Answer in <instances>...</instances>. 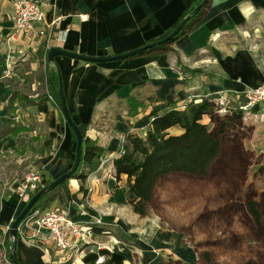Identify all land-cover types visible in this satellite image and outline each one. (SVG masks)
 <instances>
[{"label": "crops", "instance_id": "crops-1", "mask_svg": "<svg viewBox=\"0 0 264 264\" xmlns=\"http://www.w3.org/2000/svg\"><path fill=\"white\" fill-rule=\"evenodd\" d=\"M15 1L0 0V121L3 123L8 118L7 84L15 78L21 79L20 65L29 66L24 68L23 75L30 77L38 69L40 54L48 51L44 39L35 33L10 40ZM41 1L45 4V22L37 29L56 22V32L68 30L67 41L52 47L88 57H110L141 47L164 34L178 22L192 0ZM173 48L185 66L202 74L184 80L175 57L168 54L151 53L106 64H88L64 56L55 60L73 120L84 138L96 141L105 150L101 162L108 160L84 183L69 180L62 187L61 198L55 200L84 226L101 221L89 244L96 239L103 241L108 235L114 242V250L128 251L114 233L129 244L132 243L129 237H137L141 250L156 244L154 238L159 231L155 224L151 227L126 202L127 177L121 175L116 179L113 170L109 174L114 156L126 135L144 137L149 126L148 115L162 107L175 105L181 109L191 100H215L222 95L233 107L245 102L242 93L259 87L264 80V0H210L191 32L175 42ZM34 56L38 58L26 63ZM127 97L160 101L146 102L135 116L128 117ZM25 111L24 114L36 115L46 126L44 145L52 149L49 155L39 158L37 167L57 179L70 170L75 160L76 143L71 129L52 102L30 106ZM262 115L264 104L257 103L250 109L248 119L256 121ZM167 132L179 135L182 130L172 127ZM55 201L49 208L57 206ZM25 205L26 201L16 194L2 200L0 228L3 231L10 229ZM138 229H141L139 235ZM87 244L80 243L71 250L72 254L78 257L80 247ZM16 249L20 264L56 261L53 248L46 251L44 246L27 243L22 233H18ZM83 254L81 259L77 258L79 264H89L101 256L93 250ZM4 258L5 264H12L6 254Z\"/></svg>", "mask_w": 264, "mask_h": 264}, {"label": "rangeland", "instance_id": "rangeland-1", "mask_svg": "<svg viewBox=\"0 0 264 264\" xmlns=\"http://www.w3.org/2000/svg\"><path fill=\"white\" fill-rule=\"evenodd\" d=\"M37 58L34 56L26 63L31 64ZM38 60V69L30 75V81L24 82L21 78L24 68L29 69V66L20 65L18 76L21 79L15 78L9 84L33 97L46 93L45 83L41 80L44 58ZM141 101H145V106L146 102H151L148 99ZM24 112L25 109H19L10 120L28 125L32 114ZM210 129L213 130L211 125ZM37 131L43 133L39 127ZM27 142L28 139H22L15 152L13 139L0 140V152L4 151L0 153V203L14 195L12 189L25 176L40 173L39 157L32 151L21 154ZM33 145L37 146V142ZM155 189L149 215L144 217L146 223L151 227L154 223L159 231L154 238L155 245L141 250L137 237H129L132 242L129 244L114 233L128 251L114 250V242L106 235L103 241L96 239L95 243L80 247L78 257L69 251L61 264H79L77 258L81 259L84 250L83 255L89 250L101 255L89 264H206L200 260L203 253L220 264H245L248 261L264 264V122L260 119L252 121L247 117L244 120L243 115L242 120L223 136L219 155L206 176L168 175L157 181ZM249 201L257 207L260 226L247 209ZM54 205H58V201ZM138 230L137 235L141 234V229ZM7 233H0V264L6 263L3 247L8 240ZM119 243L117 245L123 248ZM54 259L59 260V257Z\"/></svg>", "mask_w": 264, "mask_h": 264}, {"label": "trees", "instance_id": "trees-1", "mask_svg": "<svg viewBox=\"0 0 264 264\" xmlns=\"http://www.w3.org/2000/svg\"><path fill=\"white\" fill-rule=\"evenodd\" d=\"M209 1L210 0H208L207 4L203 6L197 14L189 18L183 28L171 39V41L155 46L131 58L151 53L168 54L175 57L176 65L180 72H182L184 80L201 75L202 73L198 69H191L183 64L179 53L173 48V44L191 32L195 23L198 22L206 11ZM201 2L202 0H192L183 12L181 18L173 27L161 36L150 40L142 46L165 38L184 18L188 17ZM50 50L45 54H40V57L45 59L44 75L41 80L45 83L46 93L33 97L25 95L21 93L20 90H16L10 84H7L10 93L7 100V119L9 121L7 120V122L4 123L0 121V140L5 138L13 139L15 144L12 149L17 152V144L21 142L22 139H28V142L23 146V150L21 151L22 155L26 154L28 151H32L34 155L42 158L52 152L50 147L44 145L47 128L38 120L36 115L30 116L28 125L17 122L14 119L10 120L11 115H15L21 108L27 109L30 106L52 102L57 108L62 120L66 122L61 111V72L56 61L50 62L48 60ZM21 78L24 82L30 81L29 76L22 75ZM148 100L151 102L160 101L157 98ZM125 103L128 107V117L135 116L138 109L145 106V101H138L133 97H127ZM239 106L233 107L228 104L225 108L226 112L222 113L219 112L221 107L216 100L206 98H202L199 102L191 100L185 103L181 109L175 105H167L148 115L149 126L144 137L137 134H128L124 137L122 145L123 152L121 156L113 161V173L116 179H119L121 175L127 177L126 202L135 214L140 217H147L149 215L156 190V183L160 178L168 175H188L201 178L208 174L212 163L217 159L221 150L223 136L243 118V112L239 110ZM205 118L208 119L206 123L203 122ZM210 125L213 127V130L210 129ZM38 127L43 133H38ZM172 127H179L182 133L179 135H170L167 131ZM71 132L73 141L76 143V135L72 129ZM34 142H37V146L33 145ZM0 153H4V151ZM104 153L105 150L100 147L96 141L85 138L83 141L81 164L72 179L80 180L84 183L88 177L98 169ZM40 173L41 181L38 184L39 190L36 193L55 180V178L49 177L43 171H40ZM68 181L69 180L65 181L60 187L48 191L36 203L28 215L38 209H49L53 201L61 198L62 187L65 186ZM81 190H84V186L81 187ZM12 192L14 193L13 189ZM36 193H29L28 200ZM246 206L255 223L260 226V214L256 205L252 201H249L246 203ZM97 226H99L98 223L89 227H91L93 232H97ZM2 232L3 230L0 228V233ZM7 234L8 240L3 248L7 260L11 262L10 254L15 243L10 237V229ZM117 237L120 239L119 236ZM17 260L19 261L18 257ZM200 260L204 263L206 262V264H220L210 260L209 255L206 253L201 255ZM245 264L258 263L248 261Z\"/></svg>", "mask_w": 264, "mask_h": 264}, {"label": "built area", "instance_id": "built-area-1", "mask_svg": "<svg viewBox=\"0 0 264 264\" xmlns=\"http://www.w3.org/2000/svg\"><path fill=\"white\" fill-rule=\"evenodd\" d=\"M44 6L45 4L41 0H16V16L14 17L10 40L16 41L19 37L35 33L37 37L44 39L48 50L58 48L52 47L53 44H64L67 41L68 30L56 32V22L37 29L45 22ZM242 94L245 102L238 108L243 112L245 120L247 117L249 118V111L255 104H264V80L259 87L246 89ZM222 96H219L216 101L221 107L219 112L223 113L226 112L225 108L228 105V101ZM259 119L261 122H264V115ZM122 152V145H120L118 154L114 157L121 156ZM107 161H102L100 165H104ZM112 170L113 166L109 168V174ZM40 181L41 177L38 173L29 174L13 188L14 194L21 200L27 201L29 193H36L39 190L38 184ZM89 191L91 192L92 189H89ZM98 224H101L100 220H98ZM18 233L23 234L27 243L44 246L46 251H48V248H53L59 260H51V264H60L66 253L80 243H89L93 237L91 227L84 226L60 205L47 210H35L21 223ZM59 255H62V257Z\"/></svg>", "mask_w": 264, "mask_h": 264}, {"label": "water", "instance_id": "water-1", "mask_svg": "<svg viewBox=\"0 0 264 264\" xmlns=\"http://www.w3.org/2000/svg\"><path fill=\"white\" fill-rule=\"evenodd\" d=\"M208 0H202V2L190 13V15L186 18H184L178 26L165 38H163L160 41L149 43L145 46L138 47L136 49H133L131 51H128L123 54L119 55H113L110 57H88L81 54L73 53L64 49L60 48H53L50 50L48 55V60L50 62H54L57 57L64 56L68 57L74 60L82 61L84 63L88 64H106L110 62H120L127 60L131 57H134L140 53H143L144 51L151 49L155 46H159L161 44H165L179 33V31L183 28V26L186 24V22L189 20V18L195 14H197L200 9L207 4ZM60 98H61V111L62 114L66 120L67 125L74 131L76 135V154H75V160L73 163L72 168L62 176L55 179L51 184L44 187L42 190H40L38 193H36L31 199L28 200L26 203L24 209L22 212L16 217V219L13 221L11 227H10V237L14 241L15 245L12 249V252L10 254V260L12 264H20L17 260V240H18V232L21 223L25 220V218L28 216V214L31 212V210L34 208L36 203L48 192L51 190H54L58 187H60L65 181L71 180L74 174L78 171V168L81 164L82 155H83V141H84V135L78 125L75 123V121L72 118V115L68 109L66 97L63 90V80L62 77H60Z\"/></svg>", "mask_w": 264, "mask_h": 264}]
</instances>
